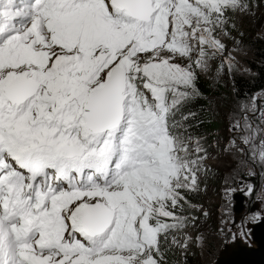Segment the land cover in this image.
Segmentation results:
<instances>
[{
	"label": "snow or ice",
	"instance_id": "snow-or-ice-1",
	"mask_svg": "<svg viewBox=\"0 0 264 264\" xmlns=\"http://www.w3.org/2000/svg\"><path fill=\"white\" fill-rule=\"evenodd\" d=\"M254 7L264 0H0V264L188 253L198 218L185 206L199 210L188 196L219 143L193 131L190 104L212 61L218 76L239 70L233 18ZM232 119L224 151L264 169V97ZM241 190L264 203V186Z\"/></svg>",
	"mask_w": 264,
	"mask_h": 264
},
{
	"label": "rangeland",
	"instance_id": "rangeland-1",
	"mask_svg": "<svg viewBox=\"0 0 264 264\" xmlns=\"http://www.w3.org/2000/svg\"><path fill=\"white\" fill-rule=\"evenodd\" d=\"M235 23V29L232 30V36L235 37V40H239L240 44L238 45L239 51L234 52L233 54L236 57V60L239 61V70H234L231 74L222 73L217 75V67L220 65L219 60L212 61L211 71L208 73H201L200 76L209 81L212 85L213 94L210 96V109L212 111L214 120L219 122L218 128L213 132V142L215 144L219 142L217 146L213 147L211 151V157L216 158H227L233 163V168H236L237 164L240 165L241 162L248 160L247 156H237L229 152H225L226 144L233 138L239 139L238 134L230 132L229 129L234 123L232 119L233 114H240V107L242 104H247L250 102L251 97L259 96L264 97V90L254 94L247 101L244 102H234L232 99L231 92V80L234 73L238 75H248L251 72L247 67V61L251 59L252 52L248 47V40L250 39H264V7L253 8L251 15H237L233 18ZM243 33V35H240ZM228 47L231 49L234 47V40L229 39L225 41ZM246 70V71H245ZM221 85L222 88H219L218 85ZM223 90L221 94H218V91ZM218 97L222 99L219 100ZM226 101L228 107L222 103ZM215 140V141H214ZM252 168L256 172V175L249 176L247 175L249 169ZM211 169V168H210ZM264 169L259 168L258 166L253 167L249 162L247 165H244V173L236 180L234 184L224 186L223 178L218 173V170L211 169L208 173V183L206 186L201 188V192L204 195L206 205L205 207H198L199 210H191L192 216L197 217V222L195 226H191L186 231L193 237V240L190 244V250L188 255L195 258V264H216V261L225 248L226 245L233 244L238 239L242 244L250 245L247 239H244L240 236V232L243 230L247 232L250 236V230L247 229L248 224H252L255 221L251 220V216L255 213H260L261 217L264 216V203L259 202L258 200L254 201L253 208L254 210L247 216V203L252 196H246L241 190L245 184L248 183V180H253V185L256 186L259 190L264 186ZM258 175L260 176V184L258 185ZM257 179V181H256ZM243 181V183H242ZM226 188L237 189L234 192H226ZM241 193L245 196V210L241 214H236L234 212V195ZM204 212H207L208 215L204 216ZM247 216V217H245ZM245 219V220H244ZM244 224V228H243ZM224 229V232H221L220 229ZM236 238H232V236ZM202 236L203 238L210 237L211 241H205L203 247L200 246L199 242L196 240V237ZM215 237V240H214ZM217 242L218 245V255L214 261L211 263L207 262V254L203 255L207 250H211L212 243ZM177 257V264H184V255L181 254L179 249L172 248Z\"/></svg>",
	"mask_w": 264,
	"mask_h": 264
},
{
	"label": "trees",
	"instance_id": "trees-1",
	"mask_svg": "<svg viewBox=\"0 0 264 264\" xmlns=\"http://www.w3.org/2000/svg\"><path fill=\"white\" fill-rule=\"evenodd\" d=\"M248 47L252 52V57L247 61V67L251 72L248 75H238L236 73L233 74L231 80V92L232 99L234 102H244L247 101L251 96L256 93H259L264 90V39L256 38L248 40ZM198 86L201 91V97L197 100L191 102L190 107L192 111L198 113L199 119L197 121H192L194 125H197L193 129V131L197 134L203 135L207 137L208 143L212 144L213 142V132L218 128L219 122L214 120L212 111L210 109V101L207 97L213 94L212 85L208 80L199 76ZM219 88L222 86L219 84ZM223 90L218 91V94H221ZM229 102L224 101L222 104L228 107L226 104ZM230 105V104H229ZM215 141V140H214ZM213 148L210 150L212 151ZM214 170H218V173L223 178L224 186H228L234 184L236 180L244 173V164L243 162L240 165L236 166V168H229L224 170L222 168H213ZM208 176L204 178L203 183L200 186V191L195 194H189L188 199L191 204L196 205L198 207H205L206 202L204 195L201 192V188L206 186L208 181ZM186 207V215L191 214V209ZM205 241H209V245L211 241H213L210 237L204 238ZM215 240V237H214ZM211 250H207L203 255L207 254V262L211 263L214 261L218 255V245L217 242H213ZM192 254H186L183 257L184 264H195L196 260L191 256ZM168 264H177V257L173 250L169 251L167 254Z\"/></svg>",
	"mask_w": 264,
	"mask_h": 264
},
{
	"label": "water",
	"instance_id": "water-1",
	"mask_svg": "<svg viewBox=\"0 0 264 264\" xmlns=\"http://www.w3.org/2000/svg\"><path fill=\"white\" fill-rule=\"evenodd\" d=\"M234 212L241 214L245 210V196L235 194ZM250 236L247 240L250 245L237 241L226 245L221 251L216 264H264V216L247 226Z\"/></svg>",
	"mask_w": 264,
	"mask_h": 264
},
{
	"label": "built area",
	"instance_id": "built-area-1",
	"mask_svg": "<svg viewBox=\"0 0 264 264\" xmlns=\"http://www.w3.org/2000/svg\"><path fill=\"white\" fill-rule=\"evenodd\" d=\"M209 101H211V97H207ZM219 100H221V97H218ZM233 165V163L231 162V160L226 159V158H214L212 157L209 161H208V166L209 167H213V168H222L224 170H227L229 168H231Z\"/></svg>",
	"mask_w": 264,
	"mask_h": 264
},
{
	"label": "flooded vegetation",
	"instance_id": "flooded-vegetation-1",
	"mask_svg": "<svg viewBox=\"0 0 264 264\" xmlns=\"http://www.w3.org/2000/svg\"><path fill=\"white\" fill-rule=\"evenodd\" d=\"M257 179H258V185H259L260 184V176L259 175H258ZM257 179H256V181H257ZM248 183L253 184V180H248ZM254 201H255V196H252L251 199L247 203V216L250 215V213L254 210V208H253ZM245 202H246V198H245ZM247 216H245V217H247ZM243 228H244V224H243ZM237 241H239V240L237 239L236 242ZM240 243H242V242L240 241Z\"/></svg>",
	"mask_w": 264,
	"mask_h": 264
}]
</instances>
